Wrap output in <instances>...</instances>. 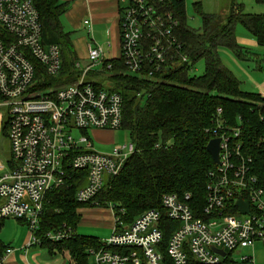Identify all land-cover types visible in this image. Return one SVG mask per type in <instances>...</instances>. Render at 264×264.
<instances>
[{
	"label": "built area",
	"instance_id": "1",
	"mask_svg": "<svg viewBox=\"0 0 264 264\" xmlns=\"http://www.w3.org/2000/svg\"><path fill=\"white\" fill-rule=\"evenodd\" d=\"M116 2L118 57L128 73L154 79L188 61L176 35L178 20L161 9V0ZM83 24L91 38L86 63H74L78 77L67 84L47 83L61 71L59 46L42 41L32 0H0V108L6 111L4 120L0 113V127L5 121L10 155L6 161L0 159V219L24 221L26 249L40 244L36 228L47 191L73 183L68 182V170L86 171L76 200L92 201L97 207L93 198L122 171L135 150L129 138L107 153L93 147L90 128L121 129L123 99L107 78L111 64H106L104 51L92 36L91 20L87 17ZM91 71L105 76L108 86L86 80ZM220 112L210 138H219L218 162L207 173L201 214L192 210L188 193L162 195V210H145L130 223L109 204L112 232L100 240L101 248L89 249V264H257L253 249L257 242L264 245V186L248 174L250 159L241 153L239 126L224 125ZM75 130L81 133L77 138L72 135ZM239 197L248 201V212L237 206ZM163 216L178 223L166 241ZM72 233L63 225L44 237L60 240ZM243 249L249 252L243 254ZM12 251L6 248L0 264Z\"/></svg>",
	"mask_w": 264,
	"mask_h": 264
},
{
	"label": "trees",
	"instance_id": "2",
	"mask_svg": "<svg viewBox=\"0 0 264 264\" xmlns=\"http://www.w3.org/2000/svg\"><path fill=\"white\" fill-rule=\"evenodd\" d=\"M264 3V0H256ZM39 12L41 36L45 43L60 48L61 71L47 83L71 82L78 77L74 68L78 59L71 33L60 18L68 9L65 0H32ZM201 17V26L188 25L185 0H161L160 7L171 11L178 20L176 35L183 43L188 61L158 74L154 79L139 77L125 70L121 57L108 58V80L112 90L122 95L121 129L134 143V152L125 161L122 171L108 179L95 195L97 207L114 205L115 213L125 223L132 222L145 210H162L161 197L174 193L190 194L188 203L196 215L205 204L207 173L215 164L206 149L220 119L229 127L239 126L241 153L248 174L254 175L257 185L264 186V96L242 91L240 80L221 60L218 49L225 47L240 56L243 47L236 40V26L242 25L264 47V13H248L243 5L232 2L223 23L215 13L203 10L200 1L193 4ZM0 32L2 28L0 27ZM203 61V72L191 74L197 61ZM138 94V95H137ZM5 134L6 123H2ZM68 186L47 191L36 235L37 246L52 255L67 252L69 264H89V249L101 248V239L94 235L78 234L80 207L92 206V201L78 202L76 191L86 181L85 170H68ZM94 207V206H93ZM4 219H0V229ZM20 223H24L19 219ZM65 225L73 232L69 237L51 240L44 237L49 231ZM178 223L162 217L163 239L166 241ZM6 245L0 242V258Z\"/></svg>",
	"mask_w": 264,
	"mask_h": 264
},
{
	"label": "rangeland",
	"instance_id": "3",
	"mask_svg": "<svg viewBox=\"0 0 264 264\" xmlns=\"http://www.w3.org/2000/svg\"><path fill=\"white\" fill-rule=\"evenodd\" d=\"M200 1L203 10L206 12L215 13L219 17V24L225 20V15L228 12L229 6L232 2H237L243 5L244 11L248 13H264V3L257 2L256 0H185V9L187 23L193 28L201 26V17L195 11L193 4ZM122 4V2H120ZM72 3L68 1V10ZM63 28L71 33V39L75 47L78 46V41L90 40V33L87 29L78 22H73L67 14H63L60 18ZM107 26V24H105ZM105 25L95 24L93 27V36L96 42L105 46V41L109 39V29ZM236 35L240 38H246L254 41L253 36L242 26H236ZM77 41V42H76ZM241 45V44H240ZM101 46V45H100ZM243 52L237 56L230 49L221 47L218 49V54L222 62L230 68L240 80V88L242 91L259 92L257 85L264 81V47L256 43H242ZM83 65V64H81ZM99 67H96L98 70ZM203 72V61L199 60L195 63V68L191 74L199 75ZM86 80H96L103 86H108L105 76L100 75L97 77L94 72H90L86 76ZM55 82V81H54ZM67 84V83H66ZM52 85V84H51ZM53 86V85H52ZM3 120L6 119V111L0 108ZM88 134L93 142L95 150L103 153L109 150L115 144H121L128 138L127 133L122 130H96L89 129ZM74 137H79L81 133L77 130L72 132ZM8 137L3 134L0 127V159L6 161L9 159L8 150ZM95 208V207H93ZM86 210L83 207L79 208V212ZM97 209V208H95ZM82 213L80 224L76 232L78 234L94 235L100 239H105L110 236L112 232L113 220L109 217L106 209ZM28 236V228L24 223H20L16 218H5L3 225L0 229V242L9 245L13 248V255L1 264H69L72 259L67 252H56L50 255L46 249L39 246H33L28 249L24 247V243ZM248 249H243L242 253H248ZM254 257L257 264H264V245L257 242L253 249ZM14 257V258H13Z\"/></svg>",
	"mask_w": 264,
	"mask_h": 264
},
{
	"label": "crops",
	"instance_id": "4",
	"mask_svg": "<svg viewBox=\"0 0 264 264\" xmlns=\"http://www.w3.org/2000/svg\"><path fill=\"white\" fill-rule=\"evenodd\" d=\"M65 1H71L72 5L70 9L65 12L67 16L73 21V22H78L77 24L81 23L86 29L87 33H89L88 28L86 25L83 24V19L89 18L92 23V34H93V27L95 24L98 25H105L107 24L106 28L109 29V39L105 41V46L102 44L101 45L103 51H104V56L106 59L110 58H116L119 56V50H120V45H119V34H118V17H117V2L116 0H65ZM93 36V35H92ZM94 38V36H93ZM96 40V39H95ZM236 40L239 44L242 45V43H256V40L254 41L246 38H240L238 35H236ZM77 42V41H76ZM78 46L75 47L74 43L72 42L76 55L78 57L77 60L80 61L81 64L86 63V52H87V46L86 43L87 41L83 38V40H79ZM258 45V44H257ZM95 75H97L95 73ZM257 87L259 88V94L264 96V81H261ZM100 130V129H96ZM86 210L81 211V214L84 212H89V214L93 211L100 210L103 211L102 209H106L109 213V217H111V214L107 208H99L93 206H86L83 207ZM79 211V209H78ZM10 247V246H9ZM11 248V247H10ZM13 249V248H12ZM14 251H12L9 255H7V259H10L9 257L13 255ZM14 258V257H13Z\"/></svg>",
	"mask_w": 264,
	"mask_h": 264
},
{
	"label": "water",
	"instance_id": "5",
	"mask_svg": "<svg viewBox=\"0 0 264 264\" xmlns=\"http://www.w3.org/2000/svg\"><path fill=\"white\" fill-rule=\"evenodd\" d=\"M206 149L208 151V153L211 156V159L214 163L218 162V152H219V138H212L208 141V143L206 144ZM236 204L239 207V209L241 210V212L246 213L248 212V201L243 200L242 198H238L236 200ZM215 252L224 255L225 253L222 250H217L214 249Z\"/></svg>",
	"mask_w": 264,
	"mask_h": 264
}]
</instances>
